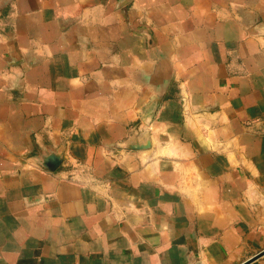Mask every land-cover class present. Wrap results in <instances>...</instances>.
<instances>
[{"label": "crops", "instance_id": "crops-1", "mask_svg": "<svg viewBox=\"0 0 264 264\" xmlns=\"http://www.w3.org/2000/svg\"><path fill=\"white\" fill-rule=\"evenodd\" d=\"M263 250L264 0H0V264Z\"/></svg>", "mask_w": 264, "mask_h": 264}, {"label": "water", "instance_id": "water-1", "mask_svg": "<svg viewBox=\"0 0 264 264\" xmlns=\"http://www.w3.org/2000/svg\"><path fill=\"white\" fill-rule=\"evenodd\" d=\"M150 146V141H146L145 143H139V142H135L133 144L127 145V148H131V149H143V148H147ZM61 163V158L60 156L56 155V154H51L50 156H48V158L45 161V166L51 170H55ZM264 254V250L259 252L258 254H256L253 258H251L250 260H247L246 262H244L243 264H247L250 261H252L253 259L261 256Z\"/></svg>", "mask_w": 264, "mask_h": 264}]
</instances>
